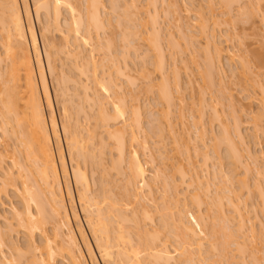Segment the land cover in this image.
<instances>
[{
  "label": "rangeland",
  "instance_id": "1",
  "mask_svg": "<svg viewBox=\"0 0 264 264\" xmlns=\"http://www.w3.org/2000/svg\"><path fill=\"white\" fill-rule=\"evenodd\" d=\"M70 1L76 8L75 12H68L70 10L63 5V15L61 18H66L70 23H74L72 20L76 21L79 15L83 17V12L86 11L85 1L87 0ZM102 2L104 27L101 29L90 27V38L94 40L92 39L91 44V39H89L90 41H87L88 46H86V48L82 46L83 43V45L86 44V41L81 39L84 36L81 35L80 38L79 35L80 33H85L80 32L83 31V28L76 34L78 36H74V34L68 36L71 38H68L70 40L66 42L62 40L63 38L58 32L53 33L56 42L60 44L63 42L66 44H61V47L64 45L66 49L64 48L65 50H61L59 47L61 51L60 54H62L63 51V55L57 57V67L59 66L57 69L58 80L60 79L59 76H61V80H64L52 82L50 77H48V84L52 96H54L55 91L57 94L59 93V99L63 104L66 102L68 103L69 100L73 101L75 99L72 98L74 97L72 96L74 93H76L74 95H76L75 97L78 100L80 97V99H83L88 96L89 99H95L96 101L98 98L96 96V99L94 96L98 95L102 100L103 108L106 109L105 111L109 113V116L115 114V110L119 108L121 101H125L129 107H132L135 106L136 99V104L140 105L142 118L140 124L135 126V120L133 121V115L131 116V113L129 114L130 111L126 113L127 115H119V118L117 117L115 119L116 121L114 120L115 122L110 120V122L107 121V123L103 122L104 124H98L101 122L97 118V116H99V102L96 103L97 105L93 102H86V99L89 101L88 97H86L84 103L83 100L79 102L80 100L78 101L75 99L74 101L76 102L73 101L70 104L73 106V108L72 106L69 108L71 110V115L78 113L76 114L77 116L75 115V121L78 119V122L82 123L88 119V121L82 123V125L85 124L86 126L88 123L89 129L90 127L94 129L95 126H97V139L92 142V147L90 145L93 151L96 152V150H99L100 147L98 146H101L100 144L103 145L106 143L105 145H108L106 147L104 145V147L101 146V149L94 153L95 156H99L98 158L92 159L94 163L97 164L99 161L98 163H102L105 169L99 167L101 166L99 164L95 167L96 175L94 174L91 178L94 182L97 180L95 183L98 186L91 180L92 184H95L92 190H100L99 188L102 187L101 184L103 185V179L106 180L104 183H107V180L111 181L109 182V186L112 184L110 187L113 189L116 185H118V187L123 185L121 188L125 187L126 189V177L129 173L127 171L128 167L126 166L129 165L131 154L135 151H139L140 161H142L143 165L145 164L147 168L148 183H146L149 186H146L148 188L151 187L149 190L147 187L144 188L145 186L143 185V187L138 186L142 184L138 182L140 184H134L138 189V193H136V187L134 188V186H131L134 188L131 189V187L128 186V192L127 189L126 192L130 194V197L126 194L125 190L122 189L124 190L123 197L126 199L130 198L128 202L131 201L134 206L130 203L133 208L128 207L130 206L128 202V204H124L128 205V209H134V213L135 209H137V212H140L137 218L141 220V225L143 227L140 226L142 228L150 232H154L151 230H157L161 233L159 235L160 242L159 240L158 242L160 245L162 244L161 246H163V243L168 246L169 250L168 248L167 250L170 251L169 253L172 257L169 262L165 260V262L158 264H183L185 262L187 257H182L180 255L183 253L181 249L182 245L180 247L182 238L186 239H184L185 242L189 239L188 241H191L192 246L196 245L193 251L198 250V252H200V245L197 244L196 241L202 244L203 248L202 246L200 247L202 253L199 254H204L202 256L203 258L201 259L200 256L198 257V252L197 254L194 252L197 256L196 258H200L199 260L201 261H198L200 263H195L198 259L196 261L194 260L195 264H222V259L219 258L221 255L219 254L223 252H218L226 248H228L226 249V256L228 255V259L231 260L233 258L231 261H235L232 263L228 261L230 264H264V0H240L232 2L229 5L222 0H102ZM29 4L33 10L32 0H29ZM81 12L83 14H81ZM150 13L152 17L155 14L157 15V20L156 17L153 18L157 21L156 25L159 28L158 33L161 37V48L163 49L162 56L164 57L159 56V53L155 49L152 50L147 42L144 41L149 30H151L149 29L151 28V22H153L152 19L150 22ZM33 18L36 20L35 16ZM44 18L45 17H43V19ZM146 23L147 27L144 26L143 28L142 25ZM35 24L36 28H39L36 21ZM203 26H207L205 27V29L207 28L205 31L202 29ZM62 29L64 30L65 28ZM65 31L67 30L65 29ZM211 34L216 36L215 43L219 45L218 47L224 50L223 56L219 60H215V67L218 66L216 69H211V66L208 64L210 63L211 55H214V44L210 43ZM84 35L86 36V34ZM74 37L79 38V40L81 39L82 42L80 40L79 43H76L78 40H75ZM85 40L88 39L86 38ZM81 48L85 49L83 52L84 54H82L83 57L80 56V52L82 51ZM211 51L213 54L210 55L209 52ZM67 52L69 55L72 53L70 55L71 59H69ZM75 52H79L76 53V55L79 54L78 60L76 59L78 65L79 63L82 65L86 58L94 59L96 63L98 62L101 65V67L97 68L98 75L100 77L102 76L106 82L109 79L114 80V83L118 84V87L121 89L118 90V92L116 91L115 94L112 92L114 95H111L110 91L106 92V90L103 91V89L101 91L98 87L99 85L96 86V84H93L92 71H90L93 68L92 64L89 66V74L86 73L85 76L80 75L82 74L80 70H78L80 74L77 72L73 73L76 70V63L75 60H73L75 58H72ZM230 54L235 56L234 59L229 58ZM88 55H93V57ZM81 57L86 58L82 60ZM111 58L116 60L112 62V60H110ZM159 59L163 60L164 75H166V77L168 76L167 80L169 83L162 81V71L158 69L156 71L155 69ZM87 60L89 61V59ZM109 60L111 62H108ZM98 63L96 64L97 66H99ZM112 63H114L113 65H115V67L120 66L119 68L123 69L122 72L125 75H120L121 71H119V75L117 76L118 72L116 71L120 69H115V67L111 68L110 64ZM2 66H5V64H2ZM73 66H75V70H73V68L71 69ZM69 69L73 72L70 73V71H67ZM62 73L65 74L67 78L73 74L72 78L77 81V84L81 82V87L82 85L83 87L86 86V89L84 87L82 90V88L79 87L80 84L77 85V87L75 85L76 81L72 83V78H68L70 79L69 81L65 79V75L64 77L62 76ZM65 80L70 83H66ZM177 81L179 87L176 85ZM161 82L164 83L161 84ZM160 84L164 89L170 92L172 97L171 103H166V101L159 97ZM77 95H80L78 96L79 98H77ZM67 99L69 100L67 101ZM64 101L66 102L64 103ZM79 103L83 106L80 107ZM74 104H78V106ZM66 105L70 106L69 104ZM75 106L80 108L83 107L84 109H82L84 112L80 114L79 112H82V109H78V112ZM54 107L58 112L57 104ZM163 112L165 114H163ZM201 115L202 118L200 117ZM59 119L58 117V120ZM96 120L99 122L96 123ZM105 125L110 126L111 129L116 128L123 130L125 157L122 166L127 170H122L127 173V175L125 173L116 174L115 171L110 169L112 162L116 160L115 156L117 157L118 155L116 151L115 155L114 151L111 152L109 150H112V147H109L114 144L112 141L108 140L107 133H105L106 131L103 129L105 127L107 129ZM100 126L103 127L99 130L98 127ZM235 126L241 130L244 138H246L244 143L239 140H234L238 146L237 149L239 148L238 150L240 153L237 152V154H239L238 156L237 154L234 155L235 152L228 153L230 149L226 150L229 146L226 145L227 142L224 137V135L226 136L224 132L226 129L227 132L233 135V133H235L234 129H237ZM125 128L127 129L124 130ZM132 132H135L137 135V143H131ZM220 133L222 135H219ZM231 134L230 137H232ZM233 137H235V135ZM101 139L105 141L103 142ZM234 139H236V137ZM0 141V151H3L6 147L12 148L15 140L13 139L12 141V138L9 140L6 136L5 138L4 136H0ZM145 142L148 143L150 149L149 153L148 151L146 152L140 149V145ZM99 152L102 156L101 154L98 155ZM225 154H231L229 156L233 158H227ZM206 156H208V159H205ZM224 157H226V159ZM96 159L99 160L97 161ZM92 160L90 162H92ZM176 163H182L181 166L185 170H183V175L186 176L184 177L185 183L182 184L178 190L172 188L174 186L172 184L174 181H177L178 183L176 182V184L179 185L181 183V175L174 171V166L171 167ZM247 166L249 171L248 168L246 169ZM101 176L103 177L102 181L100 180ZM196 177H198L199 183ZM194 179L196 182H194ZM243 180L245 184H243ZM113 181L114 183L117 182L116 185H114ZM192 181L195 183H193V187L187 188ZM1 182L0 190H3L1 186L4 187V185L1 184ZM167 183L168 185H166ZM170 185H172V189L169 188ZM198 186L200 188H198ZM222 186L224 189L221 188ZM151 188L154 193L151 197L155 198V200H152L153 203L148 201L151 198L149 197L151 194L148 193L149 191L151 192ZM166 188L170 192H168ZM98 190L94 192H96L95 195L100 197L102 190L99 191L100 195H98ZM129 190L135 192H130ZM196 190L199 194H197L198 197L201 198L198 203L193 200L194 195H196ZM227 190L232 191L233 194L229 195L226 193L227 197L223 195L225 194L224 191ZM3 192H0V213L3 217L0 218V225L3 230L6 231V225L9 222L13 223L11 225H16L14 220L13 222L11 221L13 218L12 208H20L21 204H19L20 200L10 189ZM165 192L171 193L169 194L171 198L169 196L166 197L168 193L165 194ZM137 194H140V197L137 196ZM142 195L143 199L146 198V201L145 199H139V202L138 197L141 198ZM172 196L175 200H177L176 196L179 197L177 206L175 203L173 204L175 200ZM228 197H232L234 204H239V209L241 213H243L244 218H246V227H244L246 232L244 230H240L239 232V228H237V231L236 227H239L241 221L235 210L230 205L228 206ZM166 198L167 201L165 202ZM143 205L145 206L143 207ZM166 205L170 208H167ZM184 207L187 208L188 211H186ZM143 208L147 209V211L150 209V211H148L150 212V220L145 218V221H143L141 219L142 215L144 216L143 210L145 209ZM182 208L187 213L184 211V213H182ZM141 210L143 213H141ZM130 211L131 210H128L127 214L131 215L130 217L135 221V218L132 217L133 213H129ZM180 213L183 214L182 217L179 215ZM224 214L227 216L224 217ZM228 216L231 217V219L229 218L231 220L229 224L225 221ZM177 217H181V222H175L176 220H174V224L173 219H177ZM220 217L225 218L226 228L231 225V229L223 230V228L225 229V222L223 223V220H221L223 218L220 219ZM165 218L167 220H165ZM130 221L132 220L130 219ZM133 221L130 222L131 224H128H135ZM221 221L223 225H221ZM7 226L9 227L10 224ZM192 226L198 234L196 238L193 234L191 235V232L188 230V228H192ZM133 227L135 228L134 225ZM133 227H131V231L136 233L138 229L135 228L137 230L133 231ZM12 229L18 230L16 227ZM16 231H11L12 242L14 241V243L17 242L21 244L23 243L20 239L21 236ZM224 231H229L231 236L235 237V240L233 237V239L228 240L230 234L224 233ZM237 233L238 235L236 236ZM221 240L223 243H221ZM225 240L229 243H227V246L230 245L228 247L225 245L226 248L225 246L223 247ZM238 244L240 246L246 244L245 247L248 245L249 251H246L247 247L242 249L243 246L241 248ZM253 244L254 246L256 245V250ZM217 247L220 248V250ZM8 248L6 246L0 247V252H3L4 256L10 259L9 257L10 254L12 255V252L10 253ZM251 252H254L255 255ZM195 255L194 259H196ZM208 257L211 261L207 259ZM217 257L219 260L221 259V263ZM205 259H207L208 262ZM186 263L188 262L186 261Z\"/></svg>",
  "mask_w": 264,
  "mask_h": 264
},
{
  "label": "bare ground",
  "instance_id": "2",
  "mask_svg": "<svg viewBox=\"0 0 264 264\" xmlns=\"http://www.w3.org/2000/svg\"><path fill=\"white\" fill-rule=\"evenodd\" d=\"M222 1L227 3V5H229L232 2L240 1V0H222ZM85 2H86L85 4L86 11L85 10L84 11L86 12V14L85 12H83L84 13L83 17L79 15L80 17L78 16V19H79V20L77 19L78 21L72 20L74 23H70V21L68 20L69 21L68 22L66 18L64 19L61 18L63 15L62 7L64 6H66L70 10V11L67 10L68 12L70 13L75 12L76 8L73 6L74 4L71 3L70 0H32L33 10L31 9L29 0H0V131L2 134V135L0 134V136H4V138L6 136L9 138V140L10 138H12V141L13 139L15 140L13 144L14 146L13 147L11 146L12 148L6 147L5 149H3V151L2 150L0 151V182L2 181L1 184L4 185V187L1 186L4 192L5 190L10 189V191L13 192V194L20 200L19 204H21L20 208L18 207L12 208L13 218L11 219V221L13 222L14 220L16 225H11L13 223L9 222L8 224H10V226L8 227L7 226L8 224L7 225L4 224L7 227L6 228L4 226L7 229V230L5 229L6 231H4L2 226L0 225V247L1 248L5 246L7 248L9 247L8 248L9 252L10 253L12 252V255L10 254V257H9L10 259L5 257L3 252H0L2 254V255L0 254V264H158L161 262H165V260L166 262H169L172 257V255L169 253L170 251H168L169 250L168 246H166L165 243H163V246H161L162 244L161 245L159 244L160 242L159 235L161 233L157 230H151L154 232H150L149 230L142 228L143 226L141 225V220L137 218V215L140 212H137V209H135V213H134L133 212L134 209L133 210L131 208L128 209V207H132L133 204L131 203V201L128 202V200H130L129 198L130 194L127 193L128 192L127 187L134 186L135 188L136 186L134 184L138 182L142 183V184L138 183L140 184L138 186H141V187L145 186L144 188L149 186L147 185L148 183L147 168L145 164L143 165L142 161H140L139 151H135L131 154V157L129 159V165L127 164L128 166H126L128 167L127 168L128 170L125 168L129 172L128 173L129 176H128L127 173L123 172L122 170L124 169L122 164L124 163V157H125V141L123 138V130L116 129L114 127H112L114 129H111L110 126L105 125L107 126V129L105 126H104L105 128L103 129L104 131H106L105 133H107V137L109 138L108 140L112 141V143L114 144L113 146L111 145L109 147V148L112 147V150L111 149L109 150L111 152L114 151V154L116 151V154L118 155L117 157L115 156L116 158L115 161H113L114 159L112 160L113 162L110 166V169L115 171L116 174L125 173L127 175V177L125 176L126 181H127L126 182L127 185L125 184V186H127L126 187L127 192H126L125 187L121 188V186L123 187V185L118 187V185H116L117 182L114 183L113 181L114 185H116V187L113 189L110 187L112 186L111 183H110L111 185L109 186V182L111 181L107 180V183H104L106 180L103 179V185L101 184L102 187L100 186L101 188H99L100 190H102L101 196L102 195L103 196L99 197L95 195V193L97 192L96 190L98 189L92 190V188H93V185L95 186L96 184L95 182L97 180L94 182L91 177H93V175L96 173L95 167L98 164L101 165L99 167H103V166H102V163L101 164L98 163L99 159H96L98 161L97 164H95L94 160L92 159L93 158L95 159L97 157L95 156L94 153L99 151L101 149V146L104 145L106 147L108 145H105L106 143L103 145L100 144L101 146H98L100 147V149L98 148L99 150H96L97 148L94 147L96 148L95 149L96 152L93 151V149L91 148L93 146L92 142H94V140L97 139V134H96L97 126H95L94 129H91V127L89 129L88 123L86 125L87 127L85 126V124L82 125V123L84 122L86 123L88 119L84 122L80 121L82 123H79L78 119L77 121H75L76 120L75 115L78 113L76 114L72 113L74 116L71 115L70 113L71 110L69 108L72 106L70 104L76 99L75 97L76 95H74L76 93L72 95L74 96L72 98L73 99L75 98L74 100L72 99L73 101L67 99V101L69 100L68 103L64 101V103L65 102L66 103L63 104L59 99V93L57 94V92L55 91L54 96H52L50 92V88L48 84V77H50L52 82L53 81L60 82L64 80V79L61 80V76H59L60 79L58 80V76H57L58 70L57 69L59 66L57 67V57L59 55H63V51H62V54H60L61 53L60 48L61 50H63L64 48L66 49V47L64 46L66 44L62 42L64 44L63 45L64 47L63 46L61 47L62 43L60 44L56 42L55 38L53 37L54 36L53 33L58 32L63 38L61 39L64 40V42H66L67 40H70L68 38H71L68 36H70L71 34H74V36H78L76 34H78L80 29L83 28L82 29L83 31H80V32H85V33H82V34L80 33L79 35H80V38H81V35L84 36L81 39L83 41H86L87 45L86 44L83 45L84 44L83 43L82 46L86 48V46H88L87 41L89 42L90 41L89 39H91L90 38V34H91L90 27L92 26L96 29H101L104 27L102 0H87ZM83 13L81 12V14ZM150 14H149L150 22L152 20L153 22H151V25H150L151 28H149L151 30H149V33L147 34V37L144 41L147 42V44L150 46L152 50L155 49L159 53V56L164 57L162 56L163 49L161 48L162 47L161 37L158 33L159 28L156 25L157 15L153 14L154 15L153 17L154 18L156 17V20H155L152 17V14L151 15ZM33 15L35 16L36 20H34ZM43 17L45 18L43 19ZM35 21L38 23L39 28H36ZM146 25L147 23L142 25V27L143 28L144 26L147 27ZM205 27L207 26H203L202 28L203 31L207 29V28L205 29ZM62 28H65L67 31H65V29L63 30ZM61 29L65 32H63ZM84 34H86V36ZM86 38L88 40H85ZM215 38L216 36L214 34L210 35V41H211L210 43L214 44V55H211L213 54L212 51L209 52V54L211 55V58L210 57L209 58L211 60L209 59L210 63L208 64L211 66V69L213 68L216 69L218 67V66L215 67L214 65L215 60H219L224 54V50L218 47L219 45L215 43L216 42ZM74 39L78 40L76 41V43L77 42L79 43V41L81 40L75 37ZM92 39L90 43L92 42ZM84 50L85 49H82L81 51L82 53L80 52V56L82 57H83L82 54H84L83 53ZM76 53H79V52H75V54L73 53L74 57L72 56V58H75L73 59L75 60V63L78 60L77 58H79V54L76 55ZM67 54H68L69 59H71L70 55L72 53L69 55V53L67 52ZM88 56H91V55H88ZM91 57H93V55ZM234 57H235L234 55H231V54L229 55V58L234 59ZM84 58H82V60ZM87 59H89V61ZM113 59L111 58L110 60L114 62L116 59L115 60ZM86 60L84 61L85 63L83 62L82 65L78 61L79 65L76 63V68H75L76 70L74 69L75 66L71 67V69L73 68V70H75L74 72L70 71V69L67 71H70V73L72 72L78 73L79 72L78 70H80V73L82 74L80 73L78 74L84 75V76L86 75V73L89 74V72L92 71L91 74H92V79H93L92 81L94 82L93 84H96V86L99 85L98 87L99 89H101V91L102 89L103 91L106 90V92L110 91L111 95L113 94L112 92H114L115 94L116 91L118 92V90L121 89L118 87V84L114 83L115 82L114 80L109 79L106 82L102 76L100 77L98 75L99 73L97 71V68L101 67L100 63L97 62L99 64V66H97L96 65L97 63L94 59L86 58ZM110 60L108 62H111ZM162 62L163 60L159 59L158 64L156 65L155 69L156 71L157 69L162 71L161 72L162 81L168 82L167 80L168 76L166 77V75H164V68H163ZM2 64L3 65L5 64V66H2ZM90 64H92L93 68L90 67L92 68V70L89 69ZM113 64L114 63L110 64L111 68L115 67V65ZM110 67L109 69L111 70ZM119 67L120 66L118 67L116 66L115 69L116 68L120 69ZM122 70H123L122 68L117 71L115 70L116 72H118V74L115 71L114 72L118 76L119 71H121L120 75L124 76L125 74H123ZM62 72L65 73L64 71ZM63 73H62V76L64 77L66 73L65 74ZM66 75H65V79L70 81L73 74L70 75L71 77L70 76L68 77L70 79H68ZM67 80H65V82L70 83ZM73 81H76V80L72 78L71 82L73 83ZM164 82H161V84H163ZM80 83L81 82H79V84ZM79 84H77V81H76L75 85L77 86ZM161 84L159 86L160 87L159 97L162 98V100L166 101V103H171L172 97H171L170 92L164 89L161 86ZM176 85L177 86L179 85L178 81ZM166 86L168 87V85ZM79 87L82 88V90L84 87L86 89V86L83 87L82 85L81 87V84L79 85ZM78 96L80 95H77V98H79ZM96 96L100 101L96 98ZM86 97H84L83 99H80L81 98L80 97L79 98L80 101L78 99L76 100H78L79 102H82L81 100H83V103H84V100L86 99ZM94 97L97 99L96 101L95 99L91 100L88 97L89 101H87L86 99V102H93L95 104L99 102L98 103L99 116H97V118L101 122L96 120L97 121L96 123L99 122L98 124H101V123L104 124V123H107V121L110 122V120L114 121L117 117L119 118V115L121 116L125 115L126 113H128V111H130L129 114L131 113V116L133 115L132 117L134 118L133 121L135 120V126L140 124L141 118H142V112H141L140 105L136 104V99H135V106H132V107H129L125 101H121L119 108L115 110V114L113 116L111 115L109 116V113H107L105 111L106 109L103 108L104 106H102L103 103L101 102L102 100L99 98V96L95 95ZM54 101H55V104H54ZM56 104H57L59 113L56 111L57 109L55 110L54 106H56ZM66 104H69L70 106ZM79 104H80L79 105L80 107L83 106L81 105V103ZM74 105L78 106V104H74ZM80 107H76L77 111L78 109L81 110L83 108V107L82 108ZM83 109H82V112L81 111L80 112L78 111V112L80 114L83 113L84 112ZM163 114L165 113L163 112ZM58 117L60 118L59 120H58ZM200 117L202 118V115ZM102 127L100 126L98 127V129L100 130L102 129ZM235 127L237 129H234L235 133H233V135L227 132V129L226 130L224 129L225 130L224 132L226 134V136L224 135V137L226 138V142H227L226 145L229 146V148L227 147L226 150L230 149L228 150V153L235 152L234 155H236L237 152H239L238 150L239 148L237 149L238 146L236 144V141L234 140H239L240 142L244 143L246 139L244 138V135L241 133V130H239L237 126ZM126 129L127 128H125L124 130ZM230 134L232 135V137L235 135L236 139H234L235 137L233 138L230 137ZM219 135H222V134L220 133ZM101 141L103 140L101 139ZM137 141L138 139H137L136 133L132 132L131 143L132 144L137 143ZM140 149H143L146 152L148 151V153L150 151L148 147V143L146 142L140 145ZM100 152L98 153V155L101 154ZM229 155L231 154H225L227 158L232 157ZM238 155L239 154H237V156ZM207 157L208 156H206L205 159H208ZM224 158L226 159V157ZM91 160L92 162H90ZM177 164L178 163L173 164L171 167L174 166L175 170L174 169L173 170L176 173H179L181 175L180 177L181 183L179 185V184H176L177 181L176 182L174 181V183H172L174 186L173 187L172 185L169 186V188L172 187L174 190L175 189L178 190L180 186L185 183L184 177H186L183 175L184 169L181 166L182 163L178 165ZM247 168L248 166L246 167V169ZM248 171H249V168H248ZM89 173H91L92 175ZM102 178L103 177L101 176V179H100L101 181H102ZM91 180L95 184H92ZM166 180H167V177H166ZM196 180L197 182L199 181L198 177H196ZM196 180L194 179V182H196ZM194 182L192 181L190 185L187 186V188L193 187L192 185ZM243 182H244L243 184H245L244 180ZM166 185H168V183ZM134 188L131 187V189H134ZM198 188L200 187L198 186ZM221 188H223V186ZM122 189H124L126 194H128L129 199H126L123 197L124 190ZM168 189L167 191L170 192ZM3 190H0V192H3ZM100 190H98V192ZM137 190L138 189L136 187L135 188L136 193H138ZM152 191L153 190L151 188V192L150 191L148 192L149 194H151V195L148 194L149 197H151L152 194L154 195ZM196 192H195L196 195H194V198L192 196V198L193 200H195V202L198 203L200 201L199 199L201 198L198 197L199 194L197 190ZM167 193L165 192V194ZM224 193L225 194L223 195H226V197H227L226 193H228L229 195L233 194L232 191H228V190L224 191ZM169 194L171 193H168L166 197L167 196L170 197ZM98 195H100V192ZM139 195L140 194H137V196ZM139 197H138V200L145 199L146 201V198L143 199V195L141 196L142 199ZM174 197L173 199L175 200ZM164 198H165V195H164ZM176 198L177 200H175L173 204L175 203V205L177 206L179 203L178 201L179 197L176 196ZM123 199L125 200V202ZM153 199L155 200V198L151 197L150 200L148 201L149 202L151 201L150 203H153L152 201ZM166 201H167V198L165 202ZM227 201H228L227 202L228 206L230 205L235 210L237 216L239 217L241 221V222L239 221L240 222L239 227L235 226L236 229L239 228V232L240 230L245 231L244 227H246L245 226L246 218H244L243 213H241L239 209V204L238 205H236L237 203L234 204L232 197H228ZM127 202L129 204L131 203L132 205L131 204L130 206L125 205ZM144 206L145 205H143V207ZM167 208H170V207L168 206ZM185 209L186 211H188L187 208ZM128 210L132 211V212L130 211L129 213L131 214L133 213L132 217L135 218V221H133V218L130 217L131 215L127 214ZM145 210H143L144 213L141 210V213L144 214V216L141 214L142 215L141 219L143 221H145V218L147 220L148 219L150 220V217H149L150 212H148L150 211V209L148 211L147 209ZM183 211L187 213L184 209L181 212L184 213ZM182 213L179 214L181 215V217L183 216ZM226 216L224 214V217ZM181 217L180 218L177 217V219H173V222L174 220H176L175 222L180 221ZM0 218H3L1 213H0ZM166 218L165 220L168 219ZM221 218L223 217H220V219ZM229 218L231 219V217L228 216L227 220L225 218L221 220H223V223L226 221L227 224H229L231 221ZM130 219L133 222H135V224L132 223V225H129L131 224L130 222H132L130 221ZM151 221H152V217H151ZM226 222L224 223L225 229L223 228V230L231 229L230 228L231 225L230 226L227 225L228 228H226ZM133 225L138 230L135 229ZM221 225H223L222 221H221ZM130 226L134 228V229L132 228L133 231L137 230L136 233H133L131 231ZM14 227H16V229L18 230L16 231L15 229H12ZM190 227L188 228V230L191 232V235L193 234L194 237L196 238L198 234L194 230L193 226L192 228ZM12 230L19 233V235L21 236L20 239L23 242L21 243L22 245L18 244L17 242H15L17 243L15 244L14 241L12 242L13 240L11 238ZM224 233H229V231L228 232L224 231ZM239 234H243V233H239ZM237 235L238 233L236 234V236ZM232 237L233 236H231V234L229 238L227 236L228 240H231L233 238L235 240V237L233 238ZM241 238H244V237H241ZM184 239L182 238L181 240L180 238L182 242V243L180 242V247L182 245L181 249L183 250V253H181L180 255L182 257L184 256L187 257L185 262L184 261L183 262L185 264H189V263L193 264L194 260L196 261L198 259L197 262L195 263H200L201 262L199 260L200 258H196L197 256L194 253L196 252L197 254L198 250L193 251V248L196 247V245L192 246L191 241H188L189 239H187L188 243L185 242L186 239L185 240ZM196 243L200 245L199 246L200 252H198L197 255L198 257L200 256L202 259L203 258L202 256L204 254L203 255L199 254V253H202L201 251L202 249L200 248L202 244L198 243L197 241ZM221 243H223L222 240H221ZM224 243L225 244L223 245V247L225 245L227 246L228 241L225 240ZM245 245L244 244L242 245L243 248L242 246L240 245L239 246L242 249L247 247L246 251H249L248 250L249 246L247 245L245 247ZM255 246L254 248L256 250L257 247ZM218 249L220 250V248ZM226 249L223 251H219V252L217 251L218 253L223 252L222 254H219L221 255V257L219 258L222 259V260L220 259L222 261V264H228V263L230 264V262L228 261H231L233 259V258L231 259L230 257L229 258L231 260L228 259L227 257L228 255L226 256ZM251 253L255 255L254 252H251ZM194 255L196 259H194ZM254 255L253 257L255 258ZM207 259L209 260V257ZM207 259L205 260L207 261ZM186 261L188 263H186ZM232 262H235V261L233 260L231 261V263Z\"/></svg>",
  "mask_w": 264,
  "mask_h": 264
}]
</instances>
